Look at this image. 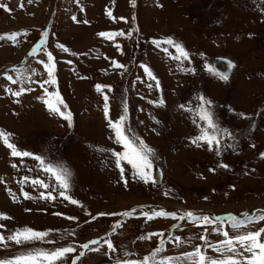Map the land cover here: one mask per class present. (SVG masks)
<instances>
[{"label":"rangeland","instance_id":"obj_1","mask_svg":"<svg viewBox=\"0 0 264 264\" xmlns=\"http://www.w3.org/2000/svg\"><path fill=\"white\" fill-rule=\"evenodd\" d=\"M0 5L7 6L0 7V130L12 134L18 150L40 155L54 169L50 174L33 157L11 156L0 140V213L6 214L0 217V259L72 244L75 251L57 264H73L74 258L76 264H115L142 258L161 240V256L180 257L200 245L215 257L200 235L215 244L224 231L234 236L264 227V220H256L234 229L228 217L247 221L264 212V0H0ZM11 33L17 35H6ZM168 36L189 53L187 59H175L173 46L152 43ZM220 58L234 63L226 80L217 74ZM48 63L54 65L55 84L45 83ZM97 84L110 87L98 92ZM21 87L31 90L15 96ZM52 93L67 105L61 108L71 112V126L45 103H56ZM200 96L213 101L214 120L232 133L221 140L219 154L215 146L192 142L204 126L197 115ZM125 103L126 134L155 152L148 182L133 176L131 165L125 177L115 166L113 152L123 146L108 119H117ZM59 170L69 182L66 194L77 204L56 190ZM36 178L50 188L33 186ZM47 191L53 198L40 197ZM132 209L131 216L122 215ZM141 211L177 216L149 218ZM187 211L220 216L221 231L180 220ZM24 226L48 236L24 244L8 239ZM96 239L101 243L81 247ZM104 239L113 242L114 252Z\"/></svg>","mask_w":264,"mask_h":264},{"label":"snow or ice","instance_id":"obj_2","mask_svg":"<svg viewBox=\"0 0 264 264\" xmlns=\"http://www.w3.org/2000/svg\"><path fill=\"white\" fill-rule=\"evenodd\" d=\"M0 7H7L6 5H0ZM124 33H117V35H123ZM10 37L14 38L17 34L11 33L6 34ZM101 36H109L111 37L112 33H99ZM44 36H41V43H43ZM152 43L156 47H161L162 44L173 46L178 55L174 58L180 60L181 58L187 59L189 53L184 49V47L174 40L173 37L168 36L163 39H153ZM40 48V45L37 44L35 47L32 48L31 53H36L37 50ZM164 52H168V47L163 48ZM30 53V54H31ZM203 55V53H201ZM53 57L51 53L47 54V60L50 62L52 61ZM123 67V65H119ZM232 62H228V67H232ZM48 69V76L49 79L45 81L47 84H55L56 79L53 75V68L54 65L48 63L45 65ZM144 71L147 75L155 79L153 73L150 69L144 65ZM221 79H228L226 73H217ZM19 75V73H18ZM8 79H12L11 76ZM96 90L98 92L101 91L103 87H110V86H103L100 84L95 85ZM157 87L159 84L157 83ZM11 91V89H8ZM30 91L31 89H25L23 87L20 88L19 91L15 92L14 95L19 97L22 92ZM56 97V103L53 104L50 100H46L45 103L47 104L48 108L62 116L67 122L68 125L71 126L72 124V114L70 111L62 110L61 106L64 109L67 108V105L64 104L63 100L59 98L58 93H52ZM39 98V97H38ZM104 105L103 111L106 118L109 115V97L104 95ZM200 103L197 107V115L199 120L204 122V126L201 127L200 134L195 136L192 139L194 144H199L201 142L205 143L209 148L216 147L217 154H219V146L221 144V140L224 136L231 137L232 133L227 128H221L220 125L214 120V113L211 110V105L213 103L212 100L207 99L204 96L198 97ZM19 102V101H17ZM163 100L161 99L159 103L163 104ZM180 107H184V105H180ZM127 104L123 105V112L118 116L117 119L113 120L111 118L108 119V127L113 130L114 138L118 145L123 146V151H114L113 155L115 157V166L120 169L121 177L126 176V168L127 165H131L132 174L135 177L140 178L141 180L148 182L153 179L151 175V169L153 167V159L155 157V152L152 148L144 143L143 140L139 139L138 137L130 138L126 134L125 123L127 120ZM239 116L244 117L246 114L241 112L238 113ZM253 126V125H250ZM0 140H2L3 144L11 150L10 154L13 157H33L35 161L40 162L41 166L43 167L44 171L47 173H53L54 169L53 166L48 164L45 165L42 157L40 155H34L33 152L27 150H18V146L12 140V134L5 132L4 130H0ZM261 157H264V152L260 153ZM126 162V164L122 163ZM223 168H228L229 165L226 163H221L219 165ZM214 171L215 169H210ZM24 180L27 181L28 177H24ZM55 180L58 182V188L56 189L59 191V195L71 201L72 204H77L78 201L72 199L71 196L66 194V189L69 187V182L67 177L65 176L63 170H59L55 172ZM33 186L39 185L45 189L50 188V185L45 184L43 180L39 178L33 179L32 181ZM10 191V190H9ZM25 198L29 197L28 192H23ZM41 198H53L52 192L47 191L40 193ZM136 210L132 209L131 211H125L122 213L123 216L128 217L131 216ZM98 215L103 216L105 213H98ZM108 215H114L109 213ZM141 216L152 218L153 216H172L176 217L177 213L175 212H164V211H153L151 214L149 212L141 211ZM244 215H248L245 213ZM6 214L0 213V217H4ZM191 219L192 221L196 222L199 221L204 225H214L211 228L213 232L221 231L217 222L221 220L220 216H216L215 218L210 217L209 215H197L192 211H187L183 215H180L178 218L183 220L185 218ZM229 221H231V227L234 229L240 228L241 225L246 223H251L252 221L256 220H264V212L260 215H250L248 220L241 219L231 213L228 214ZM69 219H75L74 217H70ZM95 219V217H93ZM119 223V222H117ZM2 226V225H0ZM208 229L205 228V232ZM262 233H264V227H260L258 230H250L246 231L244 234H238L234 236H229L227 231L223 232L224 239L219 240L217 243H209L206 239L205 235H200L198 238L204 241V248H211L215 253L218 255L213 257L207 255L205 251H202L200 245H195L192 251H185L181 254L180 257H169V256H161L163 252V244L164 241H160V246L152 249L149 254L143 255L142 258H121L115 261V264H264V238H262ZM156 235V234H150ZM48 236V231H39L34 229L33 227L24 226L22 228H17L9 237L8 239L14 240L17 244H24L25 242L31 241H42ZM147 237L141 236L139 239H146ZM4 239L3 236H0V241ZM176 240L179 242L181 240L180 237H176ZM101 241L96 240H89L88 242L81 245L82 248L88 249L90 245H98ZM103 243L107 245V249L109 252H114L116 249L113 245V242L110 239H104ZM93 251H98L99 249H92ZM75 251V247L72 244H68L67 246H53L48 249L44 248H35L29 249L25 252L17 254L12 258L8 259H0V264H57V262H62L63 258H65L66 254L73 253ZM107 254V253H105ZM83 255V253H81ZM131 255V254H127ZM157 257H160L157 259ZM76 259H73V264H76Z\"/></svg>","mask_w":264,"mask_h":264},{"label":"water","instance_id":"obj_3","mask_svg":"<svg viewBox=\"0 0 264 264\" xmlns=\"http://www.w3.org/2000/svg\"><path fill=\"white\" fill-rule=\"evenodd\" d=\"M230 60L228 59H225V58H220L217 60V65H218V68L220 70V72L222 73H226L227 76L229 77L231 74H232V70L234 68V63L232 62V67H228V62Z\"/></svg>","mask_w":264,"mask_h":264}]
</instances>
